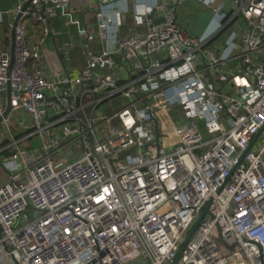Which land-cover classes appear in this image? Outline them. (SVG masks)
<instances>
[{"label": "built area", "instance_id": "built-area-1", "mask_svg": "<svg viewBox=\"0 0 264 264\" xmlns=\"http://www.w3.org/2000/svg\"><path fill=\"white\" fill-rule=\"evenodd\" d=\"M183 1L99 0L77 73L47 46L71 0L6 10L0 264H264V0H200L199 35Z\"/></svg>", "mask_w": 264, "mask_h": 264}, {"label": "crops", "instance_id": "crops-1", "mask_svg": "<svg viewBox=\"0 0 264 264\" xmlns=\"http://www.w3.org/2000/svg\"><path fill=\"white\" fill-rule=\"evenodd\" d=\"M116 1V0H113ZM137 1V0H136ZM16 0H0V52L11 51V29L13 20L6 12L15 4ZM213 6H221L223 10L229 11L233 0H211ZM212 8L200 0H184L176 7L177 21L185 27L191 34H201L209 24L213 23ZM100 7L99 0H71L70 11L78 17L79 24H68L66 16L60 15L51 20V36L48 39L49 49H56L68 68L77 73L86 64L91 50L98 49L102 44V39L97 30L96 12ZM86 28L87 33H82ZM230 28L237 31V40L241 39L243 28L237 24H232L221 32L210 45L218 49L222 43L224 33ZM29 31H31L29 29ZM18 115V114H16ZM27 120L28 117L25 116ZM17 128H20L17 122Z\"/></svg>", "mask_w": 264, "mask_h": 264}, {"label": "water", "instance_id": "water-1", "mask_svg": "<svg viewBox=\"0 0 264 264\" xmlns=\"http://www.w3.org/2000/svg\"><path fill=\"white\" fill-rule=\"evenodd\" d=\"M27 6V4L24 5V8ZM18 18L19 16L15 19L12 29H11V54H12V58L14 55V48H15V27L18 23ZM10 92H11V88L10 86L7 87V96H6V103H5V108H4V112L3 114L0 116V123L3 119L4 116H6L10 110H11V100H10Z\"/></svg>", "mask_w": 264, "mask_h": 264}, {"label": "rangeland", "instance_id": "rangeland-1", "mask_svg": "<svg viewBox=\"0 0 264 264\" xmlns=\"http://www.w3.org/2000/svg\"><path fill=\"white\" fill-rule=\"evenodd\" d=\"M19 116L18 115H13L10 119V125L13 128L17 127V122H18ZM4 166L0 164V181L3 179V172H4Z\"/></svg>", "mask_w": 264, "mask_h": 264}, {"label": "trees", "instance_id": "trees-1", "mask_svg": "<svg viewBox=\"0 0 264 264\" xmlns=\"http://www.w3.org/2000/svg\"><path fill=\"white\" fill-rule=\"evenodd\" d=\"M234 22H231L229 25H228V27L227 28H229L232 24H233Z\"/></svg>", "mask_w": 264, "mask_h": 264}]
</instances>
